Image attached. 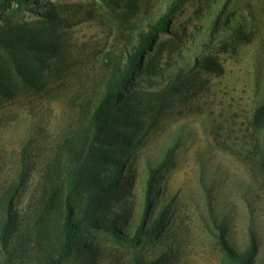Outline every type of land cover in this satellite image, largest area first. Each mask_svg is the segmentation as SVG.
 <instances>
[{
  "label": "rangeland",
  "instance_id": "obj_1",
  "mask_svg": "<svg viewBox=\"0 0 264 264\" xmlns=\"http://www.w3.org/2000/svg\"><path fill=\"white\" fill-rule=\"evenodd\" d=\"M173 1L38 0L2 12L0 233L7 212L13 230L0 264H36L53 249L88 121L167 13L114 110L127 124L112 130L128 144L106 154L125 165L101 227L64 264H226L221 238L239 253L253 242L251 264L264 263V0ZM50 203L58 209L43 218Z\"/></svg>",
  "mask_w": 264,
  "mask_h": 264
},
{
  "label": "trees",
  "instance_id": "obj_2",
  "mask_svg": "<svg viewBox=\"0 0 264 264\" xmlns=\"http://www.w3.org/2000/svg\"><path fill=\"white\" fill-rule=\"evenodd\" d=\"M37 1L0 0V17H2V12L13 4L18 8H27ZM178 2L179 0H174L171 4L176 5ZM169 17L167 13L161 16L155 24H149L148 31L140 36L138 45L127 57L125 66L114 72L112 79L107 83L102 97L88 121L87 130L84 132L88 135L87 139L91 140L90 145L87 148H82L79 159L73 164L65 178V201L61 211L63 218L60 221L58 220L59 223L55 227L56 231L53 234L55 238L54 247L47 257L39 260L36 264H64L76 252H81L80 242L88 230L101 227L99 220L107 204V195L116 187L121 170L125 165L124 161L115 158L114 153L110 156H106V154L113 144L118 143L119 146L128 144L125 134L118 137V133L112 130V128L124 127L127 124L125 119L117 114L114 115V110L122 101L126 92L134 86L144 54L150 50L152 44L165 29ZM11 46L21 50H31L33 48L32 45L20 41L15 44L11 43ZM3 77L0 68V97L8 95V91L3 87L5 86ZM256 120L258 121L257 117ZM255 126L264 128V121L260 126H257V124ZM119 138H122L123 141L121 142ZM259 167L264 182V158L259 162ZM102 171H109V174L103 173L101 175L100 172ZM150 186H152V183ZM53 209H58V207L50 203L45 207L41 216L44 213L48 216ZM8 214L7 212L0 233V238L5 245L13 230L11 217ZM46 222L48 221L46 220L43 225L41 223L37 224L40 226L38 232H41V239H45V235H50L44 229ZM158 222L159 220L146 232L147 236H152ZM50 241H52V237H50ZM220 244L225 255L226 264L252 263V257L256 252L253 242L242 253L229 247L224 238H221Z\"/></svg>",
  "mask_w": 264,
  "mask_h": 264
}]
</instances>
